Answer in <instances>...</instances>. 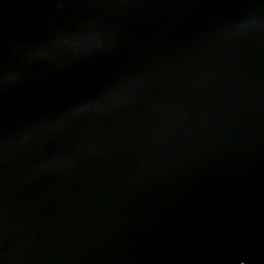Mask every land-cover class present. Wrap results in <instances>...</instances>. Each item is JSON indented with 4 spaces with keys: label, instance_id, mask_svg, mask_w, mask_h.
I'll return each mask as SVG.
<instances>
[{
    "label": "water",
    "instance_id": "obj_1",
    "mask_svg": "<svg viewBox=\"0 0 264 264\" xmlns=\"http://www.w3.org/2000/svg\"><path fill=\"white\" fill-rule=\"evenodd\" d=\"M0 264H264V0H0Z\"/></svg>",
    "mask_w": 264,
    "mask_h": 264
}]
</instances>
